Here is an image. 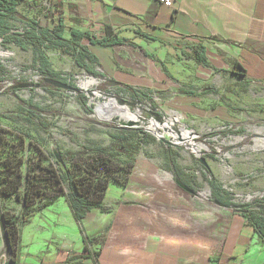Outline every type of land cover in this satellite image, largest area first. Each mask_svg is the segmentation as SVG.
Returning <instances> with one entry per match:
<instances>
[{
	"label": "crops",
	"instance_id": "crops-1",
	"mask_svg": "<svg viewBox=\"0 0 264 264\" xmlns=\"http://www.w3.org/2000/svg\"><path fill=\"white\" fill-rule=\"evenodd\" d=\"M171 3L24 0L21 5L38 11L44 28L61 24L69 41L73 33L103 39L111 29L124 42L106 47L82 42L96 58L92 66L113 87L131 88L163 104L169 118L157 117L170 139H183L174 132L180 126L195 141L202 121L222 122L229 109L205 110L195 95L202 90L190 89L192 79L242 75L249 85L264 88V0ZM169 149L158 160L138 156L127 184H111L101 207L81 206L76 216L67 198H60L20 223L12 263L264 264V241L249 220L213 198L197 197L191 171L180 162L188 158ZM198 165L205 178L217 175L213 163L201 159ZM3 204L14 215L22 212L18 202L15 211Z\"/></svg>",
	"mask_w": 264,
	"mask_h": 264
},
{
	"label": "rangeland",
	"instance_id": "rangeland-1",
	"mask_svg": "<svg viewBox=\"0 0 264 264\" xmlns=\"http://www.w3.org/2000/svg\"><path fill=\"white\" fill-rule=\"evenodd\" d=\"M40 18L38 11L31 12L23 5L18 6L7 21L8 30L0 32V129L11 144H17L21 139L25 141L26 150L20 155L28 163L29 159L41 158L44 165H48L66 158L69 153H82L84 156L68 165L71 177L77 180L83 175V169H95L90 162L92 158L113 153L114 170H98L97 175L108 178V186L116 183L115 180L119 182L116 184L125 186L138 156L144 153V156L158 160V154L161 158L169 147L173 153L188 158L180 159V162L191 171L188 177L197 197H214L216 184L220 201L247 210L264 224V88L249 85L241 75H235L234 79L219 76L207 82L192 79L190 89L194 93L202 90L195 95L202 99L205 110L216 107L229 110L224 111L222 122L202 121L195 142L205 148L189 149L188 141L181 147L168 146L151 129L155 122L163 126L157 116L169 118L163 112V104L157 101V105L151 97L152 102L146 97L136 99L130 93L105 83L84 88L82 85L88 77H98L99 73L92 65L87 68L76 65L71 51L65 54L57 44L45 42L43 51L48 65L44 70L58 76L43 77L35 47L23 44L22 37L21 41L16 39L27 29L29 21L42 26ZM109 99H115L120 107H128L138 118L136 124L132 127L123 125L133 121L126 115L117 114L111 120L100 118L97 109ZM139 131L145 135L142 141L137 136ZM128 134L134 149L123 155L117 152L116 144L119 137ZM164 137L162 139L172 143L169 134ZM30 142L41 147V154L29 148ZM7 154L2 153L0 157ZM201 159L213 163L217 173L216 176L212 174L213 180L202 175L198 165ZM53 187L61 189V198L66 199L65 182ZM52 191L50 189L49 195L53 194ZM104 200L103 195L94 198L99 203ZM2 202L12 204V208H8L10 211L18 207L15 197Z\"/></svg>",
	"mask_w": 264,
	"mask_h": 264
},
{
	"label": "trees",
	"instance_id": "trees-1",
	"mask_svg": "<svg viewBox=\"0 0 264 264\" xmlns=\"http://www.w3.org/2000/svg\"><path fill=\"white\" fill-rule=\"evenodd\" d=\"M23 2L24 0H0V32L8 30L7 21L11 19L18 6ZM1 37L3 36L1 35ZM21 37L23 44H30L35 47L39 58L38 60L40 61L41 73L45 78H54L58 76L55 72L44 70L48 65L43 51L45 42L57 44L63 49L65 54H69V51H71L73 53L74 63L84 68L96 62V58L89 52L87 45L82 43L84 40H87L91 45H99L102 47L124 42V40L119 39L109 28H107L106 36L103 39L91 38L89 35L83 33H73L74 39L69 41L63 37V26L61 24L58 26L55 25L53 29H48L40 26L35 21H29L27 23V29L23 34L18 35L16 39L21 41ZM204 60V57L197 55V61L204 62ZM122 90L130 93L136 99L146 97L152 102L150 96L146 94L131 88H124ZM137 136L140 141L144 140L143 138L145 135L141 131L137 133ZM131 139L129 134L119 137L116 144L117 152L123 155L132 152L134 148L133 145L129 143ZM145 139L149 140L148 138ZM28 145L29 148L41 154V147L32 142ZM25 150L26 146L23 139L17 144H11L7 141L4 131L0 129V155L8 152L6 157H0V199L2 202L5 199L15 197L16 201L22 205L21 214L14 215L5 209L2 202V211L11 248L18 238V225L20 223L29 222L30 218L37 212L52 206L63 196L62 190L55 189L53 186H61L63 182L66 183L68 191L66 198L69 202V206L75 215L78 216V210L81 206L101 207L102 203L94 201V198L101 195H103V197L105 196L109 188V182L108 178L103 179L105 176L100 177L97 175V172L98 170L111 172L115 168L112 163L115 154L105 153L106 151L102 150L101 152L105 153V155H99L90 160L95 169H83V175L79 179L74 180L71 177V169H69L68 165L72 164L76 158L84 156L82 153H69L66 158L57 159L56 163L50 162L48 165H44V160L41 158L36 160L29 159L30 162L28 163V160L20 155V153ZM168 151L172 153L170 149ZM170 163L172 169L177 168L174 164L172 154L170 156ZM100 174L102 175V173ZM211 180H213L212 175ZM114 182L119 183L118 180ZM214 186L215 196L212 198L221 202L226 207L241 212L264 241L263 222L254 214L248 213L245 209H240V207L220 201L218 187L216 184H214ZM50 189H53L52 195H49Z\"/></svg>",
	"mask_w": 264,
	"mask_h": 264
},
{
	"label": "bare ground",
	"instance_id": "bare-ground-1",
	"mask_svg": "<svg viewBox=\"0 0 264 264\" xmlns=\"http://www.w3.org/2000/svg\"><path fill=\"white\" fill-rule=\"evenodd\" d=\"M5 55H7V56H9V54H5ZM90 85H93V83L92 82H89V81H85L84 83H83V87L84 88H87V87H89ZM97 95V94H96ZM98 96H100L99 94H98ZM97 112H98V115L100 116V118H103V119H105V120H111L113 117H115L117 114H119V115H126V116H128L131 120H133V121H138V118H137V116L136 115H133L132 113H131V110H129V108L128 107H120L119 105H118V102L115 100V99H109V102L108 103H106V104H102V105H100L99 107H98V109H97ZM142 113V112H141ZM139 114V113H138ZM127 119V118H126ZM129 121V120H128ZM178 123V122H177ZM152 124V123H151ZM138 125V124H137ZM151 127V126H150ZM159 125L155 122V123H153L152 124V127H151V129L153 130V132L156 134V136L157 137H159V139L160 140H163V141H165L166 142V140H164L165 139V137H164V135H168L169 134V131H168V129L166 128V127H164V126H161L162 128H163V130L165 131H163L164 133H161L160 131H158L159 130ZM176 127H178V126H176ZM170 128V127H169ZM179 128H180V132L182 133V136H183V140H187L188 142H189V144L187 143L186 144V141L185 142H183L184 144H186L187 145V147L189 148V149H192V150H194V151H198L199 149H201L202 148V146H198V145H196L194 142H192V140H191V138H190V136H191V133H190V131H187L186 130V128H183V127H180L179 126ZM151 131V130H150ZM172 133V132H171ZM162 138H164V139H162ZM181 138V137H180ZM193 138H194V136H193Z\"/></svg>",
	"mask_w": 264,
	"mask_h": 264
},
{
	"label": "water",
	"instance_id": "water-1",
	"mask_svg": "<svg viewBox=\"0 0 264 264\" xmlns=\"http://www.w3.org/2000/svg\"><path fill=\"white\" fill-rule=\"evenodd\" d=\"M61 87H63L64 89L67 90H74L73 88H70L66 85H60ZM120 104H122V101H119ZM123 125H128L130 127H132L134 124H136V122H129L128 124L122 123ZM182 141V139H181ZM168 145H172V143L166 142ZM203 162V161H202ZM187 191H189L188 189H186ZM190 192V191H189ZM0 239L2 241V249L0 251V262L3 259L4 263L3 264H13L11 261V244H10V240H9V236L7 233V228H6V224H5V219H4V215H3V211H2V202L0 199Z\"/></svg>",
	"mask_w": 264,
	"mask_h": 264
},
{
	"label": "built area",
	"instance_id": "built-area-1",
	"mask_svg": "<svg viewBox=\"0 0 264 264\" xmlns=\"http://www.w3.org/2000/svg\"><path fill=\"white\" fill-rule=\"evenodd\" d=\"M160 1H161L164 5H166V6H168V7H170V6L172 5L171 0H160ZM87 81L92 82L93 85H95V84L105 83V84L111 86V83L108 82V81H107L103 76H101L100 74H99L98 77H94V76H90V77H88V80H87ZM159 126H160V125H159ZM159 130L164 131L162 127H159ZM173 130H174V129H173ZM180 131H181V130H180L179 127H175L174 132H175L177 135H179V136L182 135V134L180 133ZM164 132H165V131H164ZM169 137H171L170 132H169ZM181 137H182V136H181ZM164 142H165V141H164ZM171 142H172L173 144L179 146V147L185 145V144H183V142H185V141H184L183 139H182V141L179 140V137H174V138H172V139H171ZM193 142H194L195 144H197L195 141H193ZM165 143H166V142H165ZM166 144H167V143H166ZM202 147L205 148L204 145H203Z\"/></svg>",
	"mask_w": 264,
	"mask_h": 264
}]
</instances>
